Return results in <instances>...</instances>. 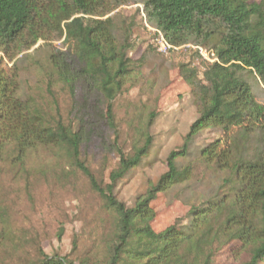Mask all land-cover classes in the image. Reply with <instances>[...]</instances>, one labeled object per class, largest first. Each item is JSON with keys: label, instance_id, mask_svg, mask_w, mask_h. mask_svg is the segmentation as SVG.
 I'll return each mask as SVG.
<instances>
[{"label": "trees", "instance_id": "1", "mask_svg": "<svg viewBox=\"0 0 264 264\" xmlns=\"http://www.w3.org/2000/svg\"><path fill=\"white\" fill-rule=\"evenodd\" d=\"M126 3L140 5L147 23L170 44L200 45L216 57L201 61L202 70L191 62L178 65L198 116L181 146L168 153L167 170L131 207L113 190L148 154L149 134L129 153L118 149L108 183L81 159L82 145L95 127H104L101 121L119 137L114 104L142 74L143 56H129L135 20L115 12ZM39 41L50 46V106L21 92L26 51ZM56 84L66 94V106L54 94ZM79 85L82 101L76 96ZM154 117L149 114L146 128ZM206 129L219 137L199 147L196 138ZM39 147L60 160L64 156L87 177L114 215V234L101 260L76 262L38 248L35 256H18L14 264H220L217 257L232 264L264 262V0H0V152L13 153L10 165L19 172L27 154ZM52 170L33 179L47 180ZM161 193L188 210L155 231L151 202ZM17 238L0 225V264L2 250L9 242L16 246Z\"/></svg>", "mask_w": 264, "mask_h": 264}, {"label": "rangeland", "instance_id": "2", "mask_svg": "<svg viewBox=\"0 0 264 264\" xmlns=\"http://www.w3.org/2000/svg\"><path fill=\"white\" fill-rule=\"evenodd\" d=\"M115 12L134 18L131 36L134 49L129 56L133 59L143 56L144 66L136 85L114 104L116 121L120 124L119 137L115 138L107 127L108 122L101 121L104 127L101 130L95 127L91 140L82 145L81 159L98 180L108 183V174L118 161V149L129 153L136 140L142 144L144 135L149 134L152 143L148 154L119 179L113 190L118 200L131 207L136 197L167 170L168 153L181 146L190 124L198 116L190 88L180 76L178 65L191 62L202 70L201 61H207L193 49L169 54L158 52L150 43L152 32L142 23L140 5L126 3ZM49 50L50 46L39 41L26 51L30 56L23 64L20 86L24 96L31 97L37 104L50 106L51 98L46 92ZM54 94L66 106V94L57 84ZM76 96L79 101L85 97L80 85ZM100 110L104 111L103 103L99 105ZM150 113L155 117L146 128ZM218 137L217 131L206 129L197 136L196 144L202 147ZM12 156L9 149L0 152V212L5 220L0 225L17 236L19 243L13 246L9 242L2 250V264H14L18 256L33 257L38 248L49 255H66L76 262L104 259L114 234V215L104 208L103 200L90 188L87 177L71 168L64 156L60 160L59 155L41 147L27 154L19 172L11 168ZM48 168L53 169V176L47 180L33 179ZM188 193L185 191L184 195ZM151 206L156 212L151 222L155 231L173 223L188 210L181 200L162 193ZM216 261L232 264L224 257H217Z\"/></svg>", "mask_w": 264, "mask_h": 264}, {"label": "built area", "instance_id": "3", "mask_svg": "<svg viewBox=\"0 0 264 264\" xmlns=\"http://www.w3.org/2000/svg\"><path fill=\"white\" fill-rule=\"evenodd\" d=\"M141 15H142V23H143L144 27L148 31L152 32V37L150 39V43L155 47V49L158 52H160L162 54H169L173 51H180V50L186 51L188 49H193L201 57V59L203 58L207 62H213L216 60V57L214 56V53L211 50H207L200 45L183 44L180 46H174V45L170 44L160 30H158L154 27H151L147 23L143 11L141 12Z\"/></svg>", "mask_w": 264, "mask_h": 264}]
</instances>
